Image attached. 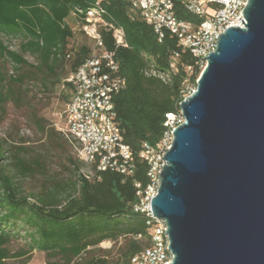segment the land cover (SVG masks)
<instances>
[{
  "label": "trees",
  "instance_id": "16d2710c",
  "mask_svg": "<svg viewBox=\"0 0 264 264\" xmlns=\"http://www.w3.org/2000/svg\"><path fill=\"white\" fill-rule=\"evenodd\" d=\"M174 2L181 18L200 21L181 0ZM87 9L97 10L104 21L124 31L126 46H116L112 30L100 29L105 49L114 52L119 73L126 80L114 96V110L123 141L133 153L134 171L124 175L107 169L86 177L80 169L82 162L76 163L68 156L73 179L53 184L41 194L27 195L15 175L31 174L36 170L34 166L40 165L38 161L31 166L16 159V173H11L3 162L8 158V149L0 141V264L33 249L60 255L61 264H123L150 244L145 216L132 209L137 200L135 183L144 187L148 182L147 165L138 153L142 142L158 143L165 113L179 107L183 80L188 77L196 87L202 70L198 59L181 47L174 36L167 33L159 40L150 25L131 13L125 0H0V65L9 63L16 72L12 75L0 71V105L16 101V88L25 80H37L48 90L61 82L65 64L71 73L89 57L92 43L81 31L90 44L68 45L74 34L68 17L72 15L80 25ZM3 38H18V49H11ZM174 52L178 54L176 71L171 70L169 63ZM26 53L35 58L34 64L24 58ZM186 66L191 73L185 70ZM149 69L168 74L169 80L163 82L146 75ZM64 84L70 91L62 95L67 101L72 86L66 81ZM20 230L29 240L28 250L10 253L6 244ZM137 234L141 237L136 238ZM122 236L127 239L120 246L116 261L107 255L82 256L89 247Z\"/></svg>",
  "mask_w": 264,
  "mask_h": 264
},
{
  "label": "water",
  "instance_id": "95a60500",
  "mask_svg": "<svg viewBox=\"0 0 264 264\" xmlns=\"http://www.w3.org/2000/svg\"><path fill=\"white\" fill-rule=\"evenodd\" d=\"M246 1L180 102L151 200L169 264H264V0Z\"/></svg>",
  "mask_w": 264,
  "mask_h": 264
},
{
  "label": "built area",
  "instance_id": "2783aa9c",
  "mask_svg": "<svg viewBox=\"0 0 264 264\" xmlns=\"http://www.w3.org/2000/svg\"><path fill=\"white\" fill-rule=\"evenodd\" d=\"M125 1L131 13L153 28L159 40L167 33L174 36L181 47L198 59L202 69L206 64L205 57L215 50L219 35L228 27L242 26L239 17L243 19V8L247 3L246 0H181L188 11L200 18L199 22H193L176 13L174 0ZM77 11L82 12L81 9ZM78 26L92 45L89 57L65 79L71 84L72 92L65 107L64 132L76 143L78 160L90 169L88 172L81 170L86 177L107 169L132 174L133 153L123 141L114 110V96L125 86L126 80L119 73L114 52L105 49L100 29L112 30L116 46H126L124 31L104 21L95 9H87ZM177 58L178 54L174 52L169 61L172 71H176ZM185 70L191 73L189 66ZM145 74L163 82L169 80L168 74L155 69L146 70ZM194 90L195 86L186 77L180 90L181 101ZM180 102L176 111L165 113L164 129L158 143L153 145L144 141L141 144L138 156L147 165L148 182L144 187L135 183L137 200L132 209L145 216L150 244L123 264H169L172 260L167 225L162 218L153 215L151 200L159 187L164 156L173 140L172 131L184 121Z\"/></svg>",
  "mask_w": 264,
  "mask_h": 264
},
{
  "label": "rangeland",
  "instance_id": "374dc122",
  "mask_svg": "<svg viewBox=\"0 0 264 264\" xmlns=\"http://www.w3.org/2000/svg\"><path fill=\"white\" fill-rule=\"evenodd\" d=\"M74 31L70 38L69 47L82 42L90 44L79 31L75 19L70 15L67 19ZM11 49H18V38H3ZM92 43V42H91ZM24 58L34 64L35 58L30 54H24ZM5 70L7 74L14 75L9 63L0 65V71ZM62 80L48 90H44L37 80H25V83L16 88V101H8L0 108V141L8 149L5 154L11 173H16V159H22L31 166L33 161H38L40 167L28 175L16 174L15 181L21 187L22 192L27 195L41 194L46 192L53 184L67 182L73 179L72 167L67 161L71 156L76 163L79 162L76 155V143L68 137L65 132V107L66 101L62 95L70 93L64 84L66 77L70 73L67 64L64 66ZM21 149V151H19ZM80 169L84 172L90 171L87 165L80 164ZM127 237L122 236L118 240H103L95 247H89L82 253L88 255H107L111 261H116L119 256V248ZM28 238L20 230L19 234L6 244L10 253L21 250H28ZM63 263V259L58 254H47L45 251L33 249L25 255L8 257L3 264H49Z\"/></svg>",
  "mask_w": 264,
  "mask_h": 264
}]
</instances>
